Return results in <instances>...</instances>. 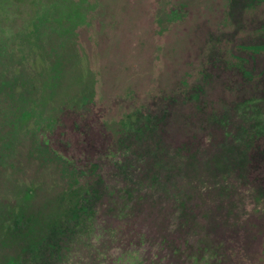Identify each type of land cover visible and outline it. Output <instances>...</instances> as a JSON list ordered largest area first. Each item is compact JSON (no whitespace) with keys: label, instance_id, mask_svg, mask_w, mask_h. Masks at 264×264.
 <instances>
[{"label":"rangeland","instance_id":"rangeland-1","mask_svg":"<svg viewBox=\"0 0 264 264\" xmlns=\"http://www.w3.org/2000/svg\"><path fill=\"white\" fill-rule=\"evenodd\" d=\"M0 264H264V0H0Z\"/></svg>","mask_w":264,"mask_h":264}]
</instances>
